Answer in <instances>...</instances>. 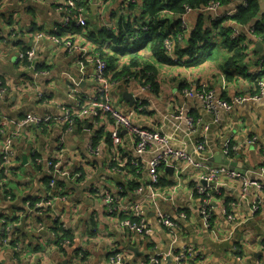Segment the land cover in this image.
<instances>
[{
	"label": "crops",
	"instance_id": "0c3cea01",
	"mask_svg": "<svg viewBox=\"0 0 264 264\" xmlns=\"http://www.w3.org/2000/svg\"><path fill=\"white\" fill-rule=\"evenodd\" d=\"M238 2L220 3V13ZM258 2L260 11L253 21L244 25L235 21L245 34L239 42L244 63L229 65L235 51L231 44L236 43L229 38L234 22L211 24L212 14L186 16L189 33L183 41L177 40L179 14L158 15L165 24L160 28L162 38L176 40L175 62L163 59L157 43H132L153 22L143 12V0H89L86 25L63 35L85 52L28 33L32 28L52 34L63 20L61 1L0 0V78L8 89L0 100V154L8 138L16 154L14 170L6 177L0 173V225L4 219L16 225L12 245L21 247L15 254L12 247L0 244V264H110L112 250L124 254V264H141L160 255L168 256L160 257L162 264H177L176 257L186 249L198 251L201 258H187L182 264H264V193L252 189L243 194L239 181L220 178L215 182L219 193L213 198L209 226L199 214L197 194L206 172L216 169L222 155L243 166L242 175L249 181L264 184V96L255 80L264 67V34H258L264 28V0ZM211 28L216 33L211 47L219 48L216 55L201 44L203 30ZM194 32L201 33L197 45L204 48L199 53L202 63L185 66L182 63L191 61L186 51ZM100 36L105 38L103 45L96 43ZM31 48L36 50L32 64L24 59ZM177 51H184L183 57ZM96 58L107 63L108 92L95 80ZM199 93H212L233 108L210 113ZM107 99L124 115L144 106L132 122L163 135L166 145L155 144L139 153L137 138L126 129L118 132L109 114L82 117L83 110ZM65 109L74 120L72 126L63 123ZM31 116L52 120L25 125ZM185 117L193 121V128ZM114 131L122 139L118 146ZM252 139L256 142L250 145ZM199 143L204 150H199ZM165 149L182 152L192 162L162 166L160 185L154 187L150 163ZM50 162L67 175L49 171ZM95 189L110 193L117 209L131 218L136 216L131 208L140 206L151 235L123 227V215L108 214ZM34 198L53 199L55 207L32 210L27 202ZM160 212L170 217L173 228L158 221ZM230 215L234 221L228 220ZM62 223L72 235L71 246L58 243L56 231Z\"/></svg>",
	"mask_w": 264,
	"mask_h": 264
},
{
	"label": "built area",
	"instance_id": "2783aa9c",
	"mask_svg": "<svg viewBox=\"0 0 264 264\" xmlns=\"http://www.w3.org/2000/svg\"><path fill=\"white\" fill-rule=\"evenodd\" d=\"M58 1L62 2L60 9L63 12V20L61 24L55 28L53 33L52 34H44L41 32L36 33L35 30H33L32 28L28 30V33L33 35L35 34V38L37 40H53L58 43L65 42L66 46L71 50L85 52V50H83L81 47H78L75 44H72V42H68L63 38L64 34H67L73 31L74 29L83 28L86 25L87 7L83 3L84 0H58ZM250 1L251 0H239L238 5H234L230 11H226L223 14L220 13V11L222 10V6L220 5V3L215 1H210L206 6H202L200 8H191L189 6H184V12L178 15V19L180 20L181 32L177 40L183 41L184 36L186 37L189 33V25L188 22L186 21V16H188L190 13L199 12L201 14H212V18L210 19L211 24L213 23L223 24L224 22H229V21L234 22L233 24L230 23L231 34L229 38L232 42H240V39L245 34L240 28L236 27L235 21L238 16L239 9L240 8L247 9ZM130 3H132V1ZM250 32L254 35L255 29H252ZM164 50H165V54L169 58H171L175 62L178 61L177 57L175 56L176 40L174 38L168 37L164 40ZM35 56H36V50L35 48H31L29 51L26 52V56L24 59H26L27 62L32 64ZM85 57L86 56H84V58ZM95 63H96L95 80L97 81V83L100 84L102 89H105V91L108 92V85L105 75L108 68L107 63L102 58H96ZM263 70L264 67H262L261 70L255 74V78H256L255 80L258 82L259 87H261V92H260L261 98L264 96V79L261 78V72ZM7 92H8L7 85L0 78V100L3 97H5ZM198 96L203 101L204 108L210 113H217L223 110H231L233 108L232 103H229L224 100H219L212 93H208V94L199 93ZM108 102H109L108 99L106 103L95 102L90 108H87L82 111V117L84 118L92 117L98 119L100 118L101 112L109 114L111 116V119L115 121L118 132L120 129H126L132 136L137 138L136 148L139 153H143L147 151L155 144L159 146L166 145V139L163 135L157 132H152L143 129L132 122V118L138 112H143L145 110L144 106H139V108L134 112L124 115L114 110ZM65 112L66 115L63 118V123L67 125L70 124V126H72L74 124V120H72L68 109H65ZM183 114L184 112L183 110H181L180 118ZM51 120H52L51 116L47 118H39L37 116H31L25 120V125L32 124L39 126L43 124H50ZM185 121L187 122L189 127L192 128L194 127L195 124H193V121L190 118L185 117ZM118 132L114 131L112 135L114 144L116 146L122 143V139L118 135ZM255 142L256 139H252L249 142V144L251 145L254 144ZM61 147L62 144L58 146L59 149H61ZM198 148L199 150H204V144L199 143ZM226 155H229V152H226ZM15 156L16 154L12 145V140L8 138L4 142L2 152L0 154V173L3 177H6L11 171L14 170ZM183 160L192 162V160L188 158L186 154L172 149H165L162 153L158 154L156 158H154L150 163L149 171L152 178L151 181L152 186L158 187L160 185L159 170L162 166H171L172 163ZM37 162L41 163L40 160H38ZM132 165L136 169L140 170V166L137 162H132ZM47 168L49 171L54 172L55 174L64 175V176L67 175L66 173L60 171L58 169V165L54 164L53 162L47 163ZM222 177H225L230 180L239 181L241 183V191L243 194H248L249 192L252 191V189L256 190L255 192L258 194L264 193V184H259L258 182L255 181H249L242 174H239L235 171H231L230 169L225 167L210 169L209 171L206 172V176L203 177V180L206 181V185H202L197 188V194L199 196V203H200L199 214L207 226L210 225L213 217L212 206H213L214 195L219 193V190L215 186V182ZM51 184L54 183L52 182ZM141 192H143V189L138 190V193ZM94 193L103 200V202L107 206L108 214L119 217L120 215L125 216V218L121 220V225L123 227L134 233H139L146 237L151 235L150 228L142 218L140 206L134 205L133 208H131V211L136 215L135 217L131 218L129 215L122 214V212H120L117 209L118 203L114 200V198L111 196L110 193L106 191L104 193H101L97 189H95ZM27 207L38 212H41L42 210L45 209L49 211L54 209L55 202L53 199L37 200V198H34L27 202ZM181 217L184 218L185 214L181 213ZM58 220L59 217L57 216L55 221L58 222ZM228 220L234 221L235 218L234 216L230 215L228 217ZM158 221L162 223L167 229H171L175 226V224L172 222L170 217L162 212L158 214ZM61 228L63 234L67 232V229L63 223L61 224ZM15 229H16V225L12 221H8L5 219L2 220L0 225V244L1 246L12 247L13 252L15 254H18L19 251L21 250L20 245L19 244L12 245V241H13L12 235ZM72 242L73 240L70 239L62 240L63 247L71 246ZM160 257L165 259L168 256L160 255L155 258L144 261L141 264H162L163 260H161ZM124 258L125 257L123 253L118 252L116 250H112L109 254V263L124 264ZM187 258L198 260L201 258V255L198 253V251L194 249H186L180 252V254L176 257V263L182 264L183 261Z\"/></svg>",
	"mask_w": 264,
	"mask_h": 264
},
{
	"label": "trees",
	"instance_id": "16d2710c",
	"mask_svg": "<svg viewBox=\"0 0 264 264\" xmlns=\"http://www.w3.org/2000/svg\"><path fill=\"white\" fill-rule=\"evenodd\" d=\"M88 1L89 0H84L83 3L86 5ZM209 1L210 0H143V5H142L143 12L145 13V15H148L153 19L152 22L153 25L151 24L146 26V30L141 32L142 35L137 33L138 34L137 39L135 42L132 43H134V46L146 41H152L154 42V44L157 43L158 48L162 49L161 50L162 52L161 51L160 52L163 56V59H167L171 61L169 57L165 54V50H164L165 37L162 38L160 34V28L163 29L165 24L158 20V15L161 12L167 11L177 16L178 14L180 15L181 13L184 12V6H189L191 8H199L207 4ZM213 1H217L222 5L229 3V0H213ZM259 5L260 4L258 0H251L247 9L244 8L239 9L236 21L238 20V22L243 25L253 21L260 11ZM258 34L259 35L264 34V28L259 30ZM200 39H201V33L194 32L192 39L190 41L191 46L186 51L187 54L189 53V57L191 61L190 62L186 61L182 63L185 64V66L200 65L202 63L201 61L202 58H200L199 53H201L200 51H203L204 48L199 47V45H197ZM231 45L234 46L235 51L231 50L233 52V56L230 59L229 65H235L236 63H241L243 65L244 52L243 49L239 46V42L233 43ZM177 53L182 57L184 55V51H177ZM196 56L198 58H196ZM56 235H57L56 237L59 240L58 243L60 244L61 247H63L62 240L64 239L72 240V235L70 234V232L67 231L63 234L62 228L56 231Z\"/></svg>",
	"mask_w": 264,
	"mask_h": 264
},
{
	"label": "rangeland",
	"instance_id": "374dc122",
	"mask_svg": "<svg viewBox=\"0 0 264 264\" xmlns=\"http://www.w3.org/2000/svg\"><path fill=\"white\" fill-rule=\"evenodd\" d=\"M87 19H88V15H87ZM102 25V22H101ZM212 31H210L209 29H205L203 30L202 33V45H206L207 46V50H212L211 52L216 55V52L219 51V48H212L211 46L214 45V42H216V36H215V30L211 28ZM105 42V38L103 36L97 37L96 43L98 45H103V43ZM212 48V49H211ZM123 219L125 218V216L122 217Z\"/></svg>",
	"mask_w": 264,
	"mask_h": 264
},
{
	"label": "water",
	"instance_id": "95a60500",
	"mask_svg": "<svg viewBox=\"0 0 264 264\" xmlns=\"http://www.w3.org/2000/svg\"><path fill=\"white\" fill-rule=\"evenodd\" d=\"M257 49L258 50H262V45L261 44H258L257 45ZM124 98L129 101V97L128 95H124ZM217 166H215V168H219V167H225V168H228L230 169L231 171H235L239 174H242L243 172V169H245L243 166L240 168L238 166L239 163H235L233 162L232 160L228 159L225 155H222V158L221 160H218L215 162ZM214 166V165H213ZM205 181V180H204ZM203 185H206V181L203 182ZM133 252H136V250L132 249Z\"/></svg>",
	"mask_w": 264,
	"mask_h": 264
}]
</instances>
